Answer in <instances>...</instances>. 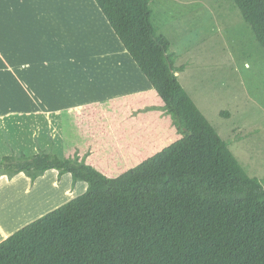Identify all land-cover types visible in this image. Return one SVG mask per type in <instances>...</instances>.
Returning <instances> with one entry per match:
<instances>
[{"label":"rangeland","instance_id":"1","mask_svg":"<svg viewBox=\"0 0 264 264\" xmlns=\"http://www.w3.org/2000/svg\"><path fill=\"white\" fill-rule=\"evenodd\" d=\"M152 6L184 66L181 83L264 182V49L250 25L230 0ZM0 53L13 66L0 54V159L79 157L114 177L183 136L95 0H0ZM164 119L172 132L162 142ZM3 175L0 213L12 218L9 235L88 186H73L71 173L60 178L57 169L35 181L26 172Z\"/></svg>","mask_w":264,"mask_h":264},{"label":"trees","instance_id":"2","mask_svg":"<svg viewBox=\"0 0 264 264\" xmlns=\"http://www.w3.org/2000/svg\"><path fill=\"white\" fill-rule=\"evenodd\" d=\"M230 1L264 49V0ZM95 2L183 136L114 177L79 157L5 155L3 173L57 169L88 186L1 241L0 264H264V182L181 83L153 0Z\"/></svg>","mask_w":264,"mask_h":264},{"label":"crops","instance_id":"3","mask_svg":"<svg viewBox=\"0 0 264 264\" xmlns=\"http://www.w3.org/2000/svg\"><path fill=\"white\" fill-rule=\"evenodd\" d=\"M1 54V53H0ZM2 56V59L5 60L6 62V65L10 68V70L13 69V66L12 64L10 63L11 59L10 57L7 55V54H1ZM156 112V111H155ZM164 122H165V126L163 127L162 130H160L158 132V134H161L163 135L160 140H162L163 138H166L171 132H172V128L168 125L166 119H164ZM162 132V133H161ZM160 135V136H161ZM164 140V139H163ZM162 140V142H163ZM143 161V160H142ZM7 176L3 175V177L0 179L2 181L1 186L5 183L6 184V179ZM37 180V179H36ZM35 181V180H34ZM80 184V182L78 183ZM12 218H10L9 216L7 215H3L2 213H0V242L3 241L4 239H6L8 236H9V233H8V223L11 222ZM12 224V223H10Z\"/></svg>","mask_w":264,"mask_h":264}]
</instances>
